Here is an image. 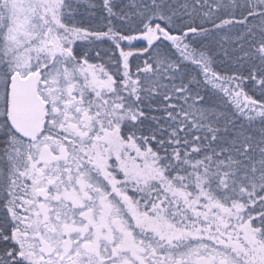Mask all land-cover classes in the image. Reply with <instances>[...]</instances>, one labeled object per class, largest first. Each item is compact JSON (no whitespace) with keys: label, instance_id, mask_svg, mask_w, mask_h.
<instances>
[{"label":"snow or ice","instance_id":"snow-or-ice-1","mask_svg":"<svg viewBox=\"0 0 264 264\" xmlns=\"http://www.w3.org/2000/svg\"><path fill=\"white\" fill-rule=\"evenodd\" d=\"M0 264H264V0H0Z\"/></svg>","mask_w":264,"mask_h":264}]
</instances>
